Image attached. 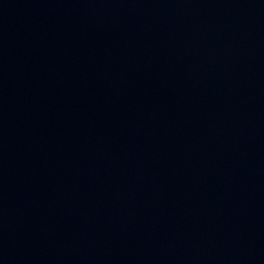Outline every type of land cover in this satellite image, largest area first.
Here are the masks:
<instances>
[{
	"label": "water",
	"instance_id": "95a60500",
	"mask_svg": "<svg viewBox=\"0 0 264 264\" xmlns=\"http://www.w3.org/2000/svg\"><path fill=\"white\" fill-rule=\"evenodd\" d=\"M0 264H264V0H0Z\"/></svg>",
	"mask_w": 264,
	"mask_h": 264
}]
</instances>
